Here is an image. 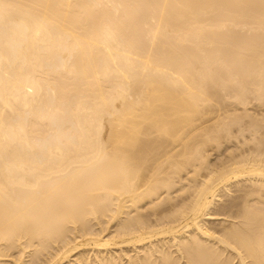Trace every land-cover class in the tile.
Instances as JSON below:
<instances>
[{"label":"bare ground","instance_id":"bare-ground-1","mask_svg":"<svg viewBox=\"0 0 264 264\" xmlns=\"http://www.w3.org/2000/svg\"><path fill=\"white\" fill-rule=\"evenodd\" d=\"M255 107L264 0H0V264H264Z\"/></svg>","mask_w":264,"mask_h":264},{"label":"rangeland","instance_id":"rangeland-1","mask_svg":"<svg viewBox=\"0 0 264 264\" xmlns=\"http://www.w3.org/2000/svg\"><path fill=\"white\" fill-rule=\"evenodd\" d=\"M256 108V109H255ZM255 108H253V109H255V111H257L258 112V109H259V112L260 113H262V112H264V111H262V110H264V107H262V109H260L261 107H255ZM167 114H173V111L172 110H170V111H167ZM168 119V118H167ZM171 119H173V118H171ZM175 119V118H174ZM204 121H206V120H204ZM149 123V122H148ZM201 122H197V123H194V126H196V125H199ZM200 131V130H199ZM199 131H197V133L199 132ZM196 133V132H195ZM172 147L173 146H171L169 149L170 150H172ZM176 149H179V147H177ZM176 149H174V150H176Z\"/></svg>","mask_w":264,"mask_h":264}]
</instances>
